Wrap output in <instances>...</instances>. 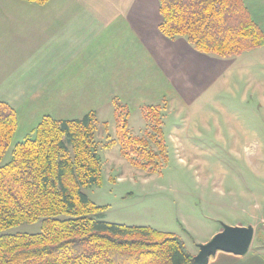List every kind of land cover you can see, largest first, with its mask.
Instances as JSON below:
<instances>
[{
	"label": "trees",
	"instance_id": "trees-1",
	"mask_svg": "<svg viewBox=\"0 0 264 264\" xmlns=\"http://www.w3.org/2000/svg\"><path fill=\"white\" fill-rule=\"evenodd\" d=\"M158 1L160 32L186 39L199 53L224 59L264 47V32L244 0ZM113 108L116 139L96 142V111L75 120L44 117L3 164L19 122L16 110L0 101V264H191L194 256L176 234L93 218L104 208L83 191L102 186L100 146L120 144L122 157L149 173L167 159L163 105L142 106L152 126L143 137L130 132L127 105L115 100ZM38 221L40 233H4Z\"/></svg>",
	"mask_w": 264,
	"mask_h": 264
},
{
	"label": "crops",
	"instance_id": "crops-1",
	"mask_svg": "<svg viewBox=\"0 0 264 264\" xmlns=\"http://www.w3.org/2000/svg\"><path fill=\"white\" fill-rule=\"evenodd\" d=\"M244 2L264 32V0ZM161 21L158 0H0V101L14 106L25 137L44 117H99L113 113L115 100L130 112L147 104L190 106L227 61L184 38H166ZM249 219L232 224L254 228L248 253H218L209 264H264V213Z\"/></svg>",
	"mask_w": 264,
	"mask_h": 264
},
{
	"label": "rangeland",
	"instance_id": "rangeland-1",
	"mask_svg": "<svg viewBox=\"0 0 264 264\" xmlns=\"http://www.w3.org/2000/svg\"><path fill=\"white\" fill-rule=\"evenodd\" d=\"M223 60L227 67L192 105L162 104L167 159L156 172L134 168L120 144L99 147L102 186L83 191L104 208L94 219L176 234L197 254L212 230L264 213V47ZM131 115V134L146 136L152 126L141 110ZM25 132L20 124L3 164ZM116 135L114 111H105L96 142ZM40 232L38 221L4 233Z\"/></svg>",
	"mask_w": 264,
	"mask_h": 264
},
{
	"label": "water",
	"instance_id": "water-1",
	"mask_svg": "<svg viewBox=\"0 0 264 264\" xmlns=\"http://www.w3.org/2000/svg\"><path fill=\"white\" fill-rule=\"evenodd\" d=\"M252 226H227L217 233L208 243L198 246L199 252L192 258L191 264H209L218 253L245 256L254 239Z\"/></svg>",
	"mask_w": 264,
	"mask_h": 264
},
{
	"label": "built area",
	"instance_id": "built-area-1",
	"mask_svg": "<svg viewBox=\"0 0 264 264\" xmlns=\"http://www.w3.org/2000/svg\"><path fill=\"white\" fill-rule=\"evenodd\" d=\"M261 227L264 230V219H262V221H261Z\"/></svg>",
	"mask_w": 264,
	"mask_h": 264
}]
</instances>
